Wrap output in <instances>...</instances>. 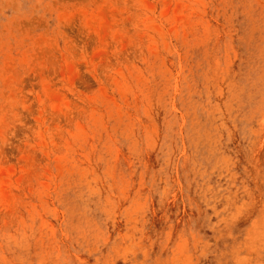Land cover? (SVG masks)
<instances>
[{
	"label": "rangeland",
	"instance_id": "obj_1",
	"mask_svg": "<svg viewBox=\"0 0 264 264\" xmlns=\"http://www.w3.org/2000/svg\"><path fill=\"white\" fill-rule=\"evenodd\" d=\"M0 264H264V0H0Z\"/></svg>",
	"mask_w": 264,
	"mask_h": 264
}]
</instances>
